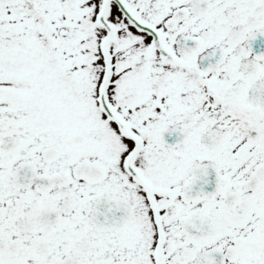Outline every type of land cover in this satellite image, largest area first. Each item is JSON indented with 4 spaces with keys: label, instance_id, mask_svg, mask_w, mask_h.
<instances>
[{
    "label": "snow or ice",
    "instance_id": "6c2138e0",
    "mask_svg": "<svg viewBox=\"0 0 264 264\" xmlns=\"http://www.w3.org/2000/svg\"><path fill=\"white\" fill-rule=\"evenodd\" d=\"M0 264H264V0H0Z\"/></svg>",
    "mask_w": 264,
    "mask_h": 264
}]
</instances>
